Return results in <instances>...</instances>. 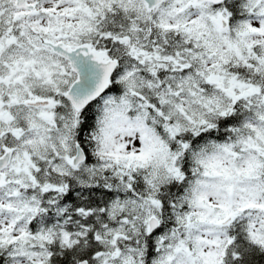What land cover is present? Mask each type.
Listing matches in <instances>:
<instances>
[{
    "label": "snow or ice",
    "instance_id": "obj_1",
    "mask_svg": "<svg viewBox=\"0 0 264 264\" xmlns=\"http://www.w3.org/2000/svg\"><path fill=\"white\" fill-rule=\"evenodd\" d=\"M0 264H264V0H0Z\"/></svg>",
    "mask_w": 264,
    "mask_h": 264
}]
</instances>
